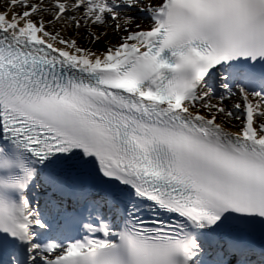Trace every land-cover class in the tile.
<instances>
[{
  "label": "snow or ice",
  "instance_id": "1",
  "mask_svg": "<svg viewBox=\"0 0 264 264\" xmlns=\"http://www.w3.org/2000/svg\"><path fill=\"white\" fill-rule=\"evenodd\" d=\"M5 8L0 264H264V0Z\"/></svg>",
  "mask_w": 264,
  "mask_h": 264
},
{
  "label": "rangeland",
  "instance_id": "2",
  "mask_svg": "<svg viewBox=\"0 0 264 264\" xmlns=\"http://www.w3.org/2000/svg\"><path fill=\"white\" fill-rule=\"evenodd\" d=\"M6 5V0H0V12H4L6 10L5 8ZM17 11H19V9H17ZM136 23H140V21H136ZM93 31L99 32L101 31V29H92ZM83 29H81L80 33L77 35L75 32H72L71 30H69L68 32L65 33V38L68 37H73L76 38L78 40V43L80 44L81 47H86V48H90L91 50L95 51V52H103L104 48L99 46V45H93L91 43L88 42V40L85 37ZM118 35H124V33H119V34H115V33H111L109 32V36L106 39H102L101 43L104 45H108V44H116L117 43V36ZM234 123L236 124V128H232L231 130L236 131L237 128L239 127V125L241 124V120L239 118H237Z\"/></svg>",
  "mask_w": 264,
  "mask_h": 264
},
{
  "label": "bare ground",
  "instance_id": "3",
  "mask_svg": "<svg viewBox=\"0 0 264 264\" xmlns=\"http://www.w3.org/2000/svg\"><path fill=\"white\" fill-rule=\"evenodd\" d=\"M101 52V51H100Z\"/></svg>",
  "mask_w": 264,
  "mask_h": 264
}]
</instances>
